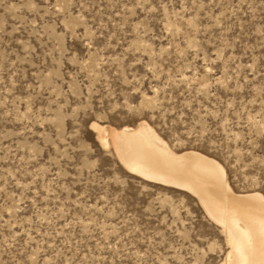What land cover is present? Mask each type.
Returning a JSON list of instances; mask_svg holds the SVG:
<instances>
[{"label": "rangeland", "instance_id": "rangeland-1", "mask_svg": "<svg viewBox=\"0 0 264 264\" xmlns=\"http://www.w3.org/2000/svg\"><path fill=\"white\" fill-rule=\"evenodd\" d=\"M140 123L264 196V0H0V264L225 263L197 198L92 127Z\"/></svg>", "mask_w": 264, "mask_h": 264}, {"label": "bare ground", "instance_id": "bare-ground-1", "mask_svg": "<svg viewBox=\"0 0 264 264\" xmlns=\"http://www.w3.org/2000/svg\"><path fill=\"white\" fill-rule=\"evenodd\" d=\"M92 127L102 147H112L128 171L197 198L226 236L229 251L224 264H264L262 194L234 193L218 162L195 151L172 152L146 123L121 130Z\"/></svg>", "mask_w": 264, "mask_h": 264}]
</instances>
